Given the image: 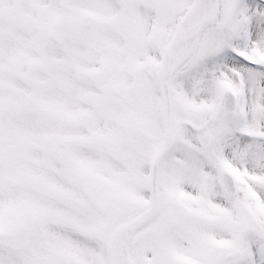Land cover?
Segmentation results:
<instances>
[{"label":"snow or ice","instance_id":"obj_1","mask_svg":"<svg viewBox=\"0 0 264 264\" xmlns=\"http://www.w3.org/2000/svg\"><path fill=\"white\" fill-rule=\"evenodd\" d=\"M0 264H264V0H0Z\"/></svg>","mask_w":264,"mask_h":264}]
</instances>
